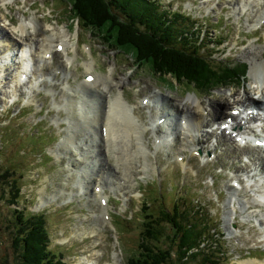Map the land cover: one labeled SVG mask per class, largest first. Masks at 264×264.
<instances>
[{"label":"rangeland","instance_id":"374dc122","mask_svg":"<svg viewBox=\"0 0 264 264\" xmlns=\"http://www.w3.org/2000/svg\"><path fill=\"white\" fill-rule=\"evenodd\" d=\"M153 1L157 3V11L166 10L167 12L169 10L166 15L167 18L171 19L174 16L173 11L180 12L184 16H191V19H180L178 23L182 28L187 23L197 27V33H193L191 36L192 42L197 41V37L204 36L202 46L205 47L207 56H211L216 61L221 59L234 61L235 66L243 69L247 63L248 68L245 75L226 86L220 84L216 89L206 91L203 95L198 89L194 91L192 86L186 83L187 81H178L170 74L161 75L157 73L153 61L146 62L143 66L137 65L136 61L132 60L134 56L132 50L123 49L118 44L114 47L110 44L111 38L109 40L108 37L104 39L99 36H105L104 31H102L104 28L93 27L92 32L86 28V24L82 21L79 25L78 22L72 20L74 13L70 11V6L63 0H8L5 4L0 0V22L4 24V21H7L6 28L0 27V76L7 72L11 75L9 80L0 81V146L2 149L0 152V170L3 167H8L9 170L15 169L17 174H20L18 184L22 189L18 203H11L12 192L7 191L8 194L2 197L0 186V264H17L9 237V228L3 221V217L9 216V207L18 205L27 210L44 211L49 217L50 247L56 252H61L67 264H78L80 261L88 264H127V259H130L132 254H136L137 251L143 228L141 219L144 211L147 209V212H152L158 217L161 206L171 207L173 204L177 207L176 209L173 208V216L183 210L184 207L189 210L192 208L193 211L195 205L203 210L204 220L215 227V233H217L215 236H208L210 241L207 245L211 246L216 241L220 246L226 242L225 248L229 251L228 264H242L246 259L263 261L264 264V223H260L255 214H252V218H246V214L251 211L259 214L264 212L263 204L250 206L255 194V188L254 186L251 187L250 183L255 182L256 184L257 180L261 182L264 176L258 170H254L257 165L252 164L251 168L248 169L251 170L249 176L247 171L240 172L244 181L243 185L240 184L241 188H236L234 184L238 181L236 177H233L234 168H223L226 167V162L238 165L243 162H250V150L253 149L250 145H253L254 142L252 144L251 142H243L244 139L250 137L244 134L241 136L240 142L234 141L235 144L231 145L232 150L228 148L226 151L228 143L225 145L217 144L216 137L219 135L218 140L221 138L223 140L225 137L218 129L221 120L230 117L232 112L234 116H238V120H242L248 112L245 107L241 108L234 103L236 96L246 94L245 90L252 89L254 84L256 86L255 77L258 78V81L264 82V77L260 74V67L254 68L253 65L256 63V57H260L262 62L264 61V18L260 19V23L257 24L253 12L249 15L248 13L238 14L239 11L235 13L233 7L236 3L241 7L243 0ZM257 1L258 7L264 5V0ZM256 4L257 2L253 3L252 1L250 9L256 8ZM51 10H53L52 14L50 13ZM34 12L38 14L41 21L43 20L42 22L48 21L46 23L50 24L43 28L46 36L50 37L53 34L51 28H66L69 32L77 33V36H74V41L77 44V55L70 67L74 74L70 78L73 86L77 87L82 82L85 83L88 74L84 61L86 59L91 60V52L93 55L96 52L98 55L101 53H105V55L99 56L98 60L101 64L95 65V68L98 67V72L103 69V74H109L112 65L115 66L113 76L115 79L125 80V84L121 85V88H124L125 96L130 102H137L139 98H150L151 92L154 91L160 93V97L170 95L176 101L186 99L189 95L198 96L204 105L210 100H220L223 96L231 100V105H225L226 102H224L220 106L221 111L227 113H224L223 118L212 121L210 124L212 126L208 128L213 131V134L211 140L203 148L201 145L186 143L183 139L184 135H180L179 139L172 145L165 146L162 144L157 147L156 135L151 129L144 134L145 142L150 148L149 152H146V144L143 139L138 142L133 139L134 145L131 147L130 138H127L125 145L120 148L119 142L109 137L106 129L102 130L101 125L92 120H87V122L76 120L82 135L87 136V133H91L90 131L93 129V136L98 137L94 146L97 148V155H99L105 168L96 169L97 173L106 172V175L112 176L111 173L116 170L124 176L122 178L128 180L127 185L124 186L126 189L124 193L118 189L112 191L111 187L106 186L105 194L107 195L105 196L108 198L109 205L107 220L101 216L103 209L101 196L92 198L90 195L96 192L97 181H94L89 195L78 194L77 184L74 183L78 180V175H72L69 170L70 154H66L64 149L60 150L59 144L63 139L62 137H66L68 133H79L77 129L69 131V127L63 124L68 116L67 110L70 106L67 105L66 109L59 108L61 112L54 111L52 107L53 104L58 107L56 102L65 104L63 99L68 91L63 90L61 84L51 86L58 88H54L57 92L54 101L55 96L53 95L55 94L51 92L52 89H49V84L44 83L47 85L43 88L45 93L41 97H38V93L36 100L34 96H31V84L27 82L21 87L18 104L10 105L17 94L13 85L15 86L19 79L22 80L24 76V82L28 81V76H19L21 74L19 61L22 57L23 46L13 43L16 41L23 42L20 39L21 31L18 26L21 21L30 19L35 14ZM3 14L9 20H6L2 16ZM14 16L16 18H13ZM261 24L263 25L262 29L254 30ZM217 39H224L225 42L217 45ZM3 44L6 45L3 46ZM86 45L93 48L89 50ZM6 47H9V50L5 55L2 51ZM11 47L12 52L10 51ZM245 50L253 52L247 54ZM69 51L74 54L73 50ZM9 52H11L10 55ZM53 63L59 67L63 64V60L56 56ZM93 72L95 71L93 70ZM126 76L127 79H125ZM58 77L62 79L63 74ZM110 83L112 82L108 83L109 86L114 88L111 91L113 96L118 89ZM95 92L101 96L99 98L101 101L103 100L104 104L102 91ZM251 93V97L254 94L255 98L260 95H255L253 91ZM173 100L168 99L171 104ZM35 103L37 104L36 110ZM236 106L239 108V112H236L238 108L234 109ZM22 107L24 109L18 111ZM42 107L45 109L44 114L40 112ZM208 108L213 113L212 107ZM256 108L261 111L260 106H256ZM13 110L15 112L14 117L10 114ZM77 110H74L75 116H77ZM172 110L174 113L176 112L174 108ZM253 111L257 113L256 109ZM140 112L143 113L144 123L162 113L154 106L145 107ZM116 113H119L117 121L120 128L124 126L120 123L124 112ZM22 114H24L23 118H19ZM234 116L231 115L233 118ZM41 119L44 121L39 124ZM261 122L264 124V120ZM168 123L177 129L181 128L180 122L176 121L175 118ZM92 126L93 128H91ZM32 128L34 132L42 135H39V144H29L30 135L27 132ZM162 129L165 130V127L162 126ZM237 132H240V127L234 130L233 137L235 139ZM257 133L258 130H255L254 136ZM262 133L258 137L263 138L264 127H262ZM220 134L222 135L220 136ZM226 134L229 136L232 131L231 133L226 131ZM33 137L38 138V136ZM109 140L111 141V149L106 146ZM105 149H109V151H105ZM72 150L70 152L74 153L75 150ZM126 152L133 153L134 156L124 157L123 154ZM141 152L143 156H140ZM257 153H262V151L258 150ZM262 154L264 156V152ZM221 160H224L225 163ZM145 163L146 167L143 168ZM252 174H255L253 178H251ZM2 181L0 180V184ZM5 185H7V189H10L9 184ZM84 193L87 194L88 190ZM232 193H236L238 198L245 201L247 206L245 209H241L237 201L233 203L230 200ZM43 194L49 197V203H45V205H43L41 198ZM90 198L91 200H89ZM95 216L99 217L96 218ZM259 217L261 216L259 215ZM100 218L104 221L103 224H101ZM262 220L264 221V219ZM222 233H225V236ZM115 249L121 251L120 254L123 258L120 262L117 260ZM219 251L214 253V256L218 258L219 262H226V259H220ZM194 260L199 259L191 258L189 263L193 264Z\"/></svg>","mask_w":264,"mask_h":264},{"label":"trees","instance_id":"16d2710c","mask_svg":"<svg viewBox=\"0 0 264 264\" xmlns=\"http://www.w3.org/2000/svg\"><path fill=\"white\" fill-rule=\"evenodd\" d=\"M63 1L90 31L93 32V27L104 28L105 36L97 35L111 38L112 46L118 44L132 50L137 65L153 61L157 73L187 81L193 90L205 93L220 84L226 86L247 71V65L243 69L232 62L211 61L202 52L200 37L193 47L191 33L196 34V30L182 28L178 23L183 19L181 15L169 19L163 13L158 14L152 0ZM16 175L8 168L0 170L2 197L8 194L7 191L12 192L11 203H18L21 197ZM5 184H9L10 189ZM173 208H177L175 204L161 206L158 217L147 209L144 211L137 251L128 264H190L191 258L199 259L193 264H224L214 256L219 250L220 259H226L228 264V256L222 251L223 244L218 247L215 241L211 246L207 245L212 227L204 220L200 207L194 205L193 211L184 207L175 216L172 215ZM8 210L9 216L3 217V221L9 228L17 264H67L60 252L50 248L49 218L45 212H30L13 206ZM193 247L197 249L193 250Z\"/></svg>","mask_w":264,"mask_h":264},{"label":"bare ground","instance_id":"6f19581e","mask_svg":"<svg viewBox=\"0 0 264 264\" xmlns=\"http://www.w3.org/2000/svg\"><path fill=\"white\" fill-rule=\"evenodd\" d=\"M7 1L8 0H2V3L5 4ZM252 1L253 3L257 2V4L255 5L256 8L254 9H250V4L252 3ZM233 9L235 13L239 11L238 14L245 12V13H248L249 15V13L253 12V17H255L254 20L257 21V22L255 21L257 24L260 23V19L264 18V5L261 7H258L257 0H243V5L241 7H239L238 4L236 3ZM2 16L6 19V16L4 14ZM45 25L48 26L50 24L46 22H42L41 19L38 17V14L35 13L32 17H30V19H25L21 21L20 25L18 26V28L21 31L20 39L23 40L22 42L23 50L21 54L22 62L19 67L21 74L19 76H23L24 72L32 76L33 79L30 80V82L34 85L33 94L35 97L39 93L38 88L42 86H46L44 85V83L47 84V81L45 82L44 80L45 78L48 77L47 74H49L53 69L51 67V64L53 63L55 53H60L61 55H63L65 62H66V66L72 64L74 58H76V55H77L76 54L77 53L76 43H74L71 40L72 38L71 33L66 28H51L53 34L49 37V36H46V34L44 33L43 28L45 27ZM2 26L6 28L7 21H4V24L0 22V27ZM259 26L263 28L262 24ZM38 31H40L42 35ZM86 47H88V45H86ZM8 50H9V47H6L3 49L2 52L6 54ZM69 50H73L74 54H70ZM245 51L247 54L253 52L251 50H245ZM255 61L256 63L253 64L254 68L259 66L261 69L260 74L263 75L264 77V61L262 62L260 57H256ZM93 63H94V60L86 59L84 61L88 75L95 77L94 80H91L90 78L86 79L85 83L87 85H91V88L95 91H98V90L102 91V94L104 97V104L101 100H99L98 98H95L94 94H90L91 98L87 96H82L83 92H81L78 88L73 87L71 82L67 79L66 83L69 84L68 89L71 92H67L66 94L67 100L63 102L65 104L56 102L58 107L54 106V104L52 105L54 111L61 112L59 111V108L66 109L67 105L70 106V108H68L67 110L68 116L66 117L65 120H68V122H71V112L75 116L74 110L78 109L77 110L78 113H77V116H75V120L77 119L79 122H87V120H92L96 122L98 125H101L102 130L105 128L107 131V135L109 137L119 142L120 148H122L123 145H125V140L127 138H130L131 147L134 145L133 139H135L137 142L143 139L145 142L144 133L149 128H151L154 132H156L157 135L159 132H161L163 134V138H167L165 141L169 140V137H172L175 135L174 131L169 130L170 126L166 130H163L161 128V125L158 122H155L157 121L156 118L152 120V123L151 122H149L148 124L147 122L144 123V116H143V113L140 111L144 109L145 107L151 108L152 99L149 98L148 100L147 98H139L137 102H130V100H128L125 96L124 88H121V85L125 84L124 83L125 80L115 79V77L113 76V71L115 70V66L112 65L111 72L109 74H103L99 72L93 73V69H94ZM30 64L32 67L29 66ZM43 66L44 68H41ZM108 79H110L111 82L118 89V91L113 96L111 95V91L114 88H110L108 84L109 83ZM125 79H127V76L125 77ZM255 79L257 80V81L254 80L257 85L255 86L254 84L252 86V89L250 88L249 90H245L246 94L238 95V97L236 96L234 103H236L237 106H240V107L251 106L250 108H256V106H260L261 111H259L256 108L258 110V113L254 114L253 112L251 113L248 110L247 114L243 116L242 118V120L244 121L238 120V116H234V120H233L234 122H232V124L225 122L224 119L221 120L222 122H220V126L223 123H226L228 125L227 128H223L224 130H222L221 132L222 134H224L225 137L223 140L222 138L221 140H218L220 137L219 135L216 136L217 144L225 145V143H228L226 146L227 147L226 151L228 148L232 150L231 145L235 144L236 139L233 137V134H230L228 136L226 134V130L228 129L233 132L235 130V127L240 126L242 127V129H244V131L238 132L236 134V137L242 138L241 137L242 135L248 134L251 137L250 141L255 143V145L254 144L250 145V147H253V149L250 150V156H249L250 162H245V163L243 162L240 165L232 163V162H231L232 164L231 163L229 164L228 162H226L225 164L226 167H223V168H234L233 177H236V180H239V182L244 181L242 173L240 172L247 171L248 176H249L251 170H248V169L251 168L252 164H256L257 166L256 165L255 166L257 168H254V170H258L264 176V156L262 154L264 152V136L263 138L258 137V135L263 134L262 127H264V124L261 123L260 128L258 129V133L255 134V136H254L255 129L252 128L254 125L252 122L257 121V119L260 121L264 120V82L258 81V78L256 77ZM99 81L102 82L103 88H101L100 85L98 84ZM112 83L110 84L112 85ZM51 86H56V85L55 84L49 85V89L50 90L52 89L55 92L54 93L51 90V92L55 95L50 93L53 96H55V98H53L55 101L57 92L54 88L56 89L58 88L57 87L52 88ZM81 86L85 91L86 87L83 82ZM252 91L253 93H255V95L257 94H260V95L257 98H255L253 94L252 95L253 97H251ZM84 94L87 95V93H84ZM78 95H81V97H78ZM155 95L161 100H164V99L166 100V101L164 100L165 102L164 110L165 111L162 112L161 116H159L158 119H160L161 117H165L166 112L167 113H169V111L172 112L173 111L172 109L174 108L178 113H180L182 120H184L182 122L185 126H182V130L179 133H182L185 135L184 140L186 141V143L201 145L202 148L211 140L213 131H210L208 127L212 126L210 125L212 121L214 119L223 118L225 116L224 113H227L226 111H223V110L221 111L220 106L223 105L224 102H226L225 105H228V106L231 105V100L226 96H223L222 98H220V100H217V101L210 100L209 103H206V105H204V102L200 100L198 96L196 97V96L189 95L186 99L176 101V100H173V97L170 95L169 96L163 95L164 97H160L161 96L160 93H157L156 91L154 92V95L152 94V96H155ZM169 98L173 100L172 104L170 103V101H168ZM210 106L212 107L213 113L208 108ZM237 106L234 107V109L238 108ZM99 111L102 112V115L99 114ZM116 112H124L123 116L121 117V121H120V123L124 126H121L120 128L118 127V121H117V118H118L117 116L119 115V113H116ZM231 115L233 116V112L229 116ZM130 118L132 119V121ZM91 128H93V126ZM72 129L74 130L77 129V131H79L78 125L76 123L74 124L71 123V125L69 126V131H72ZM90 132L91 133H87L88 134L87 136L82 135L80 131L77 134L70 133L71 134L70 135L68 133L66 137H64L61 143L59 144V146L61 147L60 150L64 149L66 154H70V163H71L70 173L72 175L74 173H78V176L80 177V179H78L76 183L85 184V187L88 190L87 194L84 193L85 191H87L84 189L78 194L89 195L91 193L90 187L92 184V180L93 182L97 181L96 186L99 187V189L101 190L99 194L95 193L96 197H100L101 195L102 198L103 197L106 198L105 196L107 195L105 194L106 186L111 187L112 191H117L118 189L119 191L124 192V190H126L124 186L127 185L128 180L126 178H122L123 175H121L120 172H117L116 170H114V172L111 173L112 176H110L109 174L106 175V172H100V174L97 173V170H96L98 169L96 168L97 164L98 163L100 164L101 166L100 168H105V165L100 162L99 155H97L96 153L97 148L93 145L95 142L98 141V137L93 136V129ZM222 134H220V136ZM79 135L81 136L79 137ZM160 144H157V147H159ZM106 146L107 148L111 149L112 146H111L110 140ZM72 148L76 149L77 154L70 152L72 151ZM109 149H105V151H109ZM149 150L150 148L146 144V152H149ZM258 150L262 151V153H257ZM76 155L78 157H76ZM123 155L124 157L134 156L133 153L131 154L130 152H126ZM140 156H143L142 152ZM221 161L225 163L224 160H221ZM90 167H93L92 175H90V169H91ZM142 167L145 168L146 163ZM254 176L255 174H252L251 178H253ZM253 185L255 188V194L253 196L252 205L250 206H253L255 204L264 205V186H262L263 184H261L262 188H258L260 186H256L255 184ZM90 195L93 196L92 193ZM41 198L43 199V202H42L43 205H45V203H49V197H46L45 194H43ZM230 200H232L233 203L234 201H237V204H239L241 209H245V207H247L245 201L238 198L236 193H232ZM108 208H109V205L108 203H106L105 205H103V209L101 211L102 212L101 216L105 220L108 219L106 217V215H108ZM233 210L235 209L233 208ZM252 214H255L257 216L256 218L260 220V223L262 224L264 223V221L262 220L264 219L263 218L264 212L259 214L258 212L251 211L248 214H246V218L247 217L252 218L253 217ZM259 215L261 217H259ZM95 217L97 218L99 216H95ZM100 221H101V224L104 223V221L101 218H100ZM115 254H116L117 260L120 262L123 257L121 256L120 252L117 249H115ZM262 262L263 261L260 262L255 259H246L245 261H243L242 264H263ZM78 264H88V263L84 261H80V263Z\"/></svg>","mask_w":264,"mask_h":264}]
</instances>
